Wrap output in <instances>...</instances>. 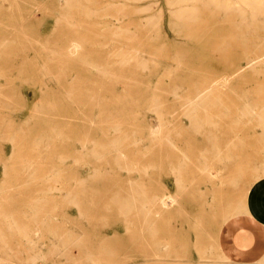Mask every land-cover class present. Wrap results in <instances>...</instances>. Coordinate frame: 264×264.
<instances>
[{
  "label": "rangeland",
  "instance_id": "obj_1",
  "mask_svg": "<svg viewBox=\"0 0 264 264\" xmlns=\"http://www.w3.org/2000/svg\"><path fill=\"white\" fill-rule=\"evenodd\" d=\"M177 1L0 0V59H7L0 62V68L5 71L10 64L28 71L13 81L0 76V104L10 103L11 95L15 101L0 110V119L28 118L45 95L48 105L55 107V119L66 121L59 129L69 131L62 138L52 133L56 138L50 144L74 147L46 155L17 154L15 162L6 165L3 158L8 154H0V200H21L17 206L0 208V264H232L218 247L230 242L223 233L224 217L231 213L226 203L232 184L226 178L245 158H233L219 168L224 179L219 178L222 183L216 179L215 184H223L226 193L222 216L211 220L208 210L215 198L207 194L202 164L207 145L201 125L204 106L199 104L188 116L181 105L191 96L190 88L221 68V56L214 50L219 47H215L216 40L245 33L222 26L237 23L253 35L256 24L264 25V15L254 18L250 11L241 10L245 5L239 0H229L235 5L231 11H236H219L216 16L203 6L206 0ZM227 15L239 19L223 22ZM69 37L82 41L85 51L69 71L74 78L67 80L55 57H62L56 51L57 40ZM141 58L147 60L143 66ZM46 65L49 69H42ZM261 65L248 68L257 75L248 69L233 75L216 95L230 91L226 98L239 99L249 91L246 95L251 96L252 87L264 83ZM237 78L240 87H236ZM160 114L166 124L152 129L149 124ZM236 127L231 125L229 131L234 133ZM45 130V135H51ZM8 134L0 132L1 137ZM31 142L40 144L34 138ZM14 145L8 139L0 142L7 152ZM16 147L20 151L21 142ZM257 161L240 182L245 204H253L249 195L258 194L259 180L264 188V170L260 169L264 159ZM60 164L66 165L65 173L58 180L49 179ZM177 170H181L179 181L173 174ZM238 241L244 244L246 238ZM258 264H264V258Z\"/></svg>",
  "mask_w": 264,
  "mask_h": 264
},
{
  "label": "bare ground",
  "instance_id": "obj_2",
  "mask_svg": "<svg viewBox=\"0 0 264 264\" xmlns=\"http://www.w3.org/2000/svg\"><path fill=\"white\" fill-rule=\"evenodd\" d=\"M59 1L69 2L70 0H59ZM182 1H186V0H179L177 2H182ZM239 1L242 4V6L245 5V7H246L245 8L243 6L245 9L241 8V10H243L244 12L250 11L255 16L254 18L259 17L258 15L260 13H262L261 14L262 16L264 15V0H239ZM176 4H178V3H176ZM204 4H203V6H206L212 12H214V13H211L212 16L219 15L218 14L219 11H222L225 13L236 11V9L231 11V9H233L232 7H234L235 5L233 2H231L229 0H225V1L206 0L204 2ZM3 9H6V8H3ZM186 9H188V8H186ZM204 9L205 8L202 9V12L204 11ZM178 11H180V10H178ZM185 12H186V10H185ZM6 13H7V11H6ZM239 13H241V12H239ZM182 15H183V13H182ZM230 15H232V14L230 13ZM201 16H203V14H201ZM237 16L238 15H236L235 17H237ZM231 17L229 15H227L222 21L225 22L228 20V22L229 21L231 22V20H230ZM235 17H232L233 21L235 19L237 20V18H235ZM188 18L190 19V17H188ZM195 18H196V16H195ZM9 19H11V18L9 17ZM205 19H207V18H204V21H205ZM238 19H239V16H238ZM208 20L211 21V19H208ZM208 20H207V22H208ZM255 20H257V19H255ZM69 24L72 25V23H70V22H69ZM232 24H234V22ZM239 25L240 24L236 23V25H233V26L232 25L231 26H229V25L222 26V29H224V30H229V31H233V32L238 30L237 34H239L243 30L246 34L241 33V36L239 37V35L238 36L234 35V33L231 36V34H230L231 32H230L229 33L230 35L226 34V36H222L221 38H219V40L218 39L216 40V46L215 45L214 46L215 47L219 46V47L215 48L214 50L216 51L217 54L219 53V55L221 56V62L222 63L221 62L219 63L220 65H222L221 68L218 70L215 69V70L211 71L212 72L211 75L206 74L205 77L201 81H199L200 83H198L196 87L190 88L189 94L191 96H189L188 100L184 104H182L181 107H183V114L188 115L191 111L197 109L196 107L199 104H202V106H204V108H203L204 109V111H203L204 112L203 113L204 118H203V124H201V125L204 126V131L206 133L205 134V142L206 143H204V144H207V145H206V148L204 147L206 149V151L204 154L205 158L203 159L204 162L202 163L203 168H204L203 170L205 171V175H203V180L208 185L207 188H209L207 190V192H208L207 194H210V195H212V197L215 198L214 199L215 203L208 210L209 211V218L212 220V219H216L217 217H219V215L222 213V208H223L222 205H223V201L225 199V193H226L225 189L226 188L224 189L221 186L223 184H221V185L219 184L220 186H218V187L215 184L216 179L218 181H219V178H220V181H223L221 179H224V178L220 177L219 168H221L222 163L224 165H227L230 163V160H232L233 158H240L241 157V158H245V160L242 163H240L241 165L238 168L236 167L235 170L233 169L234 171H231L230 173H228L229 178L228 177L226 178L224 176L226 178V181L229 182L230 184H232V185L228 186L229 188L227 189V191L230 190L229 192H231V193H229L230 198H229V200H227V203H226L227 204L226 206H228L227 208H228L229 212H231V213H229V215H227V217H224L225 222L229 221V220L236 219V218L243 216V215H248V216L260 221L261 223H264V213H263L264 209L260 206V204H257V202L254 200L252 201L253 204L252 203L247 204V202L245 204V201H247L246 197L242 196V198H241L240 197L241 194H239V190H240L239 186H240V182L244 178V172L245 171L248 172V168L250 166L253 167L252 164L256 163L255 160H258L257 161V163H258L259 160L264 159V83H261L260 85L258 84L259 86L252 87V88H255V90L254 89L250 90L251 93H254L251 96L246 95L249 91L246 94H243L244 91L243 92L241 91V93L244 96L243 95H241L243 97L236 96L239 99H234V98H232L233 96L226 98L225 97L226 94H229L230 91H228L226 94L224 93L225 95L224 94L222 95V97L224 96L223 98L219 94L216 95L217 93L220 92L222 87L224 88V86L228 85V82L233 75L240 74L244 70L247 71L248 68L251 69V68H253V66L264 63V33H263L264 25L258 26V24H256L257 26H255V25L251 26V27L255 26V31H256V33L254 32L253 35L251 34L252 36L248 35L247 32L244 29H242L243 26L240 27ZM144 27H143V29H144ZM245 27H246L245 29L247 30L248 26H245ZM251 27H248V28H250L248 30H250V31L254 30V29H251ZM203 28H206V27L204 26V27H202V29ZM147 29L149 30V28H147ZM191 29H193V28H191ZM259 29H260V31L262 30V32L257 33V30H259ZM20 36L21 35H19V38H20ZM57 43H58V47L56 48V51L62 57H61V59L58 56L55 58H56V61L61 62L59 65L63 69V72L61 74L63 76H67V80H68V77L74 78V73H69V71L73 68H76V63L81 60V59L80 60H78V59L80 58L81 55H84L81 53H82V51L84 53L85 46H84L82 41H80L74 37H69L66 39L60 38L59 41L57 40ZM153 43H155V42H153ZM153 43H152V45H153ZM157 43H155V44L158 45ZM25 46H27V45H25ZM218 49L220 52L218 51ZM12 50L14 51L13 48H12ZM85 57H86V53H85ZM30 58H31V56H30ZM134 58H136V57L134 56ZM134 58H131V59L133 60ZM5 60H7V59L1 58L0 62H6ZM9 60H11V59H9ZM19 61H21V60H19ZM138 61H139V65L143 66L146 64L147 60H145V58H141V60H138ZM20 63L21 62H19V64ZM83 63H81V64H83ZM89 64H91V63H89ZM130 64L133 65V62L131 61ZM48 65H46V67L45 66L42 67V69H44V70L49 69ZM92 65L93 64H91V66ZM261 66L263 67L264 65H261ZM5 67H6L5 71H2L3 69L0 68V71H2V72H0V76L1 75L4 77L8 76L9 77L8 79H12V81L14 79L13 77L22 78V77H25V74H28V71L23 70L21 68H14L10 64L5 65ZM139 67H137V68H139ZM133 68H135V64H134ZM97 69L105 72V69H102V68H97ZM249 71L251 72L252 70H249ZM257 71H258V69H257ZM250 74L257 75L256 72H254V70ZM245 75H247V74H245ZM245 77H247V76H245ZM251 77H253V76L251 75ZM237 81H239L238 78H237L236 82ZM10 84H8V85H10ZM238 84L239 83L237 82V86L236 85L235 86L240 87ZM4 85H6V84H4ZM230 87H232L231 83H230ZM229 88H228V90H229ZM174 89L177 90V88H174ZM245 90H247V89L245 88ZM225 91H222V92H225ZM231 91H234V90H231ZM1 92H3L2 84H0V93ZM229 95H231V93ZM235 95H239V93L235 94ZM16 96H18V94H16ZM11 97H12V100H10V103L8 102L7 104H4V103L0 104V110H4L5 108H8L10 106L12 107V105H14L15 101H13L14 99H13L12 95H11ZM48 102H50V100L47 99L45 97V95L41 96L40 101L32 108L30 115H29L30 118L28 116V118H26V119H19L18 118L19 116L17 117L15 115H12L13 119L11 118L8 121L5 120L3 117L0 119V132L3 130L9 131L8 136L7 137H1L0 136V140L2 141V138H3L5 140L8 139V141H10L11 143H15V145L13 146V148L11 149L10 152H7L3 146L0 148V154H2V153L8 154L5 156V158H3L4 159L3 162L5 165H6V163L12 162L13 160L15 162L17 154L20 156H23V157H28L29 155L33 156L35 154H37V155L38 154L46 155V153L51 154V153L55 152L56 150H64L66 152L67 151L69 152L70 150H72V151L74 150V147H70V145H68V143H60V144L55 143V145L50 144V143H54V139L56 138L54 135H52V133H60L58 137L62 138L63 135H65V136L68 135L69 131L66 132L65 130H63L62 127H60V128H62L61 130L59 129V125H66V123H65L66 121L55 119L54 113H52V111L54 110L55 107L52 105H48ZM232 102L235 103L234 104L235 108L232 106ZM7 105H9V106H7ZM157 106H159V105H157ZM160 107H157V108H160ZM231 107H233V108H231ZM47 109L51 112L46 111ZM155 110H156V108H155ZM156 111H158V109ZM21 115H20V117H21ZM197 119H199V118H197ZM198 121H193V122L198 123ZM165 124H166V120H164L162 114H160L158 116V120L155 123L149 124V125H151L152 129L153 128L155 129V127H162ZM231 125H237V126H239V128L236 127V130L234 131V133H232L229 131V128ZM45 129L50 130L49 134H51V135H49V136L45 135V133H44V131L46 132ZM151 132H152V134L153 133L159 134L158 133L159 130L158 131L152 130ZM258 134H260V135H258ZM33 138L37 142H40V144L38 146L32 145L31 140ZM41 141H45V142H43L41 144ZM17 142H21V144H22V148L18 152H17V147H16ZM233 148H234V150H233ZM250 151H252V152L255 151V153L251 155L249 153ZM60 152H62V151H60ZM184 157H185V155H184ZM23 159H26V158H23ZM65 159H66L65 157L60 158V160H65ZM60 165L62 166L63 164H60ZM261 165H264V163ZM4 167H5L4 173H5V175H7L9 172L8 168L6 166H4ZM260 167H262V166H260ZM223 169H224V167H223ZM227 169L230 170L228 167H227ZM255 169L257 170V168H255ZM260 169L264 170V166H263V168H260ZM66 170H67L66 165L62 166V167L58 166L56 169L52 170L54 175H50L49 179H52V180L60 179ZM145 171H146V169H145ZM180 171L177 170L175 173H173L176 175L175 179L177 178L176 179L177 181H179L178 180V173ZM173 172H174V170H173ZM221 172L223 173V171H221ZM180 179H181V176H180ZM261 181L262 180H259L260 183H259L258 187H256V189H255L256 191L257 190H264V188L262 186H260L262 184ZM220 183H222V182H220ZM231 186H232V189L230 188ZM226 187H227V185H226ZM55 188H54V186L50 187V189H55ZM140 189L143 190L141 187H140ZM5 199L0 200V208L2 206H5V205L17 206L21 202L20 199H14L13 201H9L7 198H5ZM134 200H135V198H134ZM249 200H250L249 202H251V199H249ZM126 205H129V204L126 203ZM224 206H225V204H224ZM224 214H225V212H224ZM221 216H222V214H221ZM221 216H220V218H221ZM12 220H14V219H12Z\"/></svg>",
  "mask_w": 264,
  "mask_h": 264
},
{
  "label": "crops",
  "instance_id": "obj_3",
  "mask_svg": "<svg viewBox=\"0 0 264 264\" xmlns=\"http://www.w3.org/2000/svg\"><path fill=\"white\" fill-rule=\"evenodd\" d=\"M251 194L249 198L255 201L259 199L264 209V190H259L257 195ZM224 224L227 227L223 233L230 242L229 245L218 244L222 256L232 264H258L264 258V223L243 215ZM242 237L246 238L244 244L238 241Z\"/></svg>",
  "mask_w": 264,
  "mask_h": 264
}]
</instances>
